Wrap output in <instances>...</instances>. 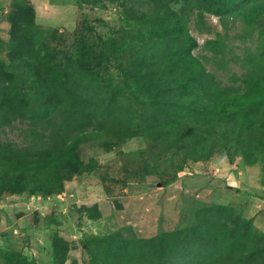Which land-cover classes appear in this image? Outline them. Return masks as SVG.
I'll return each mask as SVG.
<instances>
[{
  "label": "trees",
  "instance_id": "obj_1",
  "mask_svg": "<svg viewBox=\"0 0 264 264\" xmlns=\"http://www.w3.org/2000/svg\"><path fill=\"white\" fill-rule=\"evenodd\" d=\"M131 1L137 5L125 19L142 21L146 33L126 35L122 44L104 42L105 52L122 54L117 68L122 86L109 76L101 80L89 64H75L62 74L47 60L49 49L33 57L35 46L20 31L25 20L13 27L11 63L0 67V134L20 121L31 125L32 139L27 148L0 141V194L23 193L30 185L44 193L60 191L66 178L93 170L94 163L86 164L79 152L81 143L92 138L154 139L164 152L180 155L175 173L190 162H209L223 148L246 166L264 164V0H177L196 11L200 21L206 14L223 23L242 19L258 30L259 50L242 58L245 89L222 87L195 56L199 43L190 32L189 13L173 10L176 0H126ZM145 6L148 13L140 14L137 8ZM20 8L33 11L23 3ZM128 47L131 56L125 57ZM205 50L222 54V35L207 40ZM172 181H160L161 187ZM5 185L10 188L2 192ZM230 206L202 207L195 223L181 230L108 245L88 241L83 248L97 264H264V235H258L252 220H237L234 227Z\"/></svg>",
  "mask_w": 264,
  "mask_h": 264
},
{
  "label": "rangeland",
  "instance_id": "obj_2",
  "mask_svg": "<svg viewBox=\"0 0 264 264\" xmlns=\"http://www.w3.org/2000/svg\"><path fill=\"white\" fill-rule=\"evenodd\" d=\"M132 2L0 0V67L11 63L12 49L8 46L13 27L25 20L20 31L34 44L33 57L49 49L47 60H53L62 74L75 64H89L101 80L109 76L122 86L124 81L117 70L122 54L105 52L104 42L112 39L122 44L129 39L126 35L140 37L146 33L142 21L125 19L137 5ZM21 3L34 13L29 14L28 7L21 9ZM171 7L189 13V29L199 43L194 54L207 71L222 87L243 89L247 70L242 58L249 51L259 50L258 30L242 19L227 18L223 23L206 14L202 22L196 11L185 9L177 0ZM137 10L146 14L148 6ZM219 34L224 52L215 56L205 50V43ZM130 49H124L125 57L131 56ZM28 58L32 57L28 54ZM30 129L29 123L16 121L3 129L0 141L13 148H27L31 146ZM162 147L144 136L123 141L92 138L81 143L79 152L86 164L94 163L93 170L66 178L60 191L51 188L44 193L30 185L23 193L0 194V264H97L83 248L84 242L108 245L181 230L195 223L198 209L212 204H231L234 227L237 220H252L258 235H264L262 162L246 166L241 157L223 148L209 162H190L184 171L175 173L174 164L181 157L173 151L164 152ZM172 179L170 185L161 187L160 181ZM4 188L2 192L10 187Z\"/></svg>",
  "mask_w": 264,
  "mask_h": 264
},
{
  "label": "crops",
  "instance_id": "obj_3",
  "mask_svg": "<svg viewBox=\"0 0 264 264\" xmlns=\"http://www.w3.org/2000/svg\"><path fill=\"white\" fill-rule=\"evenodd\" d=\"M264 179V174H262V178H261V186L264 188V184L262 183V180ZM260 184H258V186H259ZM261 186H259V187H261ZM121 213H123V214H125V212L124 211H121ZM120 216H121V218H120V220H122V214H120Z\"/></svg>",
  "mask_w": 264,
  "mask_h": 264
}]
</instances>
